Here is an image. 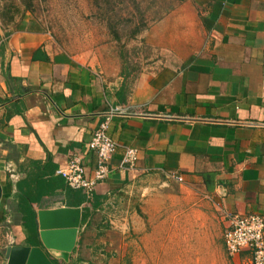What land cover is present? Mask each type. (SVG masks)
I'll return each instance as SVG.
<instances>
[{
  "label": "crops",
  "instance_id": "0c3cea01",
  "mask_svg": "<svg viewBox=\"0 0 264 264\" xmlns=\"http://www.w3.org/2000/svg\"><path fill=\"white\" fill-rule=\"evenodd\" d=\"M190 2L193 51L136 74L91 64L37 25L0 35V264L8 245L40 244L41 210H81L57 264H158L215 223L226 252L224 213L264 218V0ZM103 122L117 143L108 176L72 189L58 170L84 153L92 177L87 144ZM125 147L133 167H121ZM228 257L250 264L246 250Z\"/></svg>",
  "mask_w": 264,
  "mask_h": 264
},
{
  "label": "rangeland",
  "instance_id": "374dc122",
  "mask_svg": "<svg viewBox=\"0 0 264 264\" xmlns=\"http://www.w3.org/2000/svg\"><path fill=\"white\" fill-rule=\"evenodd\" d=\"M107 1L0 0V35L37 25L63 49L83 60L106 70L132 74L169 58L183 61L202 37L193 28L190 0H138L137 4L132 0H110L109 6ZM106 7L111 10L105 11ZM142 15L145 27L133 36ZM106 16L113 19L110 26ZM215 224L209 236L183 233L158 264H230L223 246L222 225Z\"/></svg>",
  "mask_w": 264,
  "mask_h": 264
},
{
  "label": "built area",
  "instance_id": "2783aa9c",
  "mask_svg": "<svg viewBox=\"0 0 264 264\" xmlns=\"http://www.w3.org/2000/svg\"><path fill=\"white\" fill-rule=\"evenodd\" d=\"M121 112L119 108H110L108 117ZM107 122H103L93 132L87 144V150L94 152L96 167L92 177L87 176L83 163L85 154L79 153L69 159L67 164L58 170L67 185L75 190L91 192L95 185L107 178L109 164L117 143L107 134ZM138 151L134 147H125L121 167H133L137 161ZM173 179L181 181L175 174ZM227 221L224 242L227 254L232 257L246 250L250 252V264H264V218L259 214L224 213Z\"/></svg>",
  "mask_w": 264,
  "mask_h": 264
},
{
  "label": "water",
  "instance_id": "95a60500",
  "mask_svg": "<svg viewBox=\"0 0 264 264\" xmlns=\"http://www.w3.org/2000/svg\"><path fill=\"white\" fill-rule=\"evenodd\" d=\"M79 208H57L38 212L39 245H8L6 264H54L51 256L67 260L75 247L80 226Z\"/></svg>",
  "mask_w": 264,
  "mask_h": 264
},
{
  "label": "trees",
  "instance_id": "16d2710c",
  "mask_svg": "<svg viewBox=\"0 0 264 264\" xmlns=\"http://www.w3.org/2000/svg\"><path fill=\"white\" fill-rule=\"evenodd\" d=\"M133 4H137V3H139V1L138 0H132L131 1ZM107 4H108V6L110 5V0H108L107 1ZM108 8L106 7L105 8V11L107 10ZM109 11L111 10V9H108ZM106 23L110 26L112 23H113V19L111 18V17H108V16H106ZM140 21H139V23H138V25H136V27H134V30H133V33H132V35L133 36H135V35H137L138 33H140V31L142 30V28H144L145 27V22H146V19H145V17H144V15H142L141 17H140V19H139ZM8 33L6 32L5 33V36L7 35ZM54 264H57L56 263V261H54Z\"/></svg>",
  "mask_w": 264,
  "mask_h": 264
}]
</instances>
